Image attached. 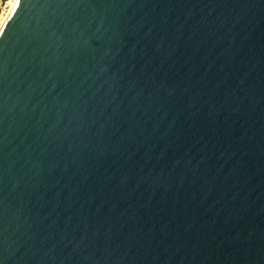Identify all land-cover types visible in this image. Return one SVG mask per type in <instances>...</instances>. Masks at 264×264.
Masks as SVG:
<instances>
[{
    "label": "water",
    "instance_id": "water-1",
    "mask_svg": "<svg viewBox=\"0 0 264 264\" xmlns=\"http://www.w3.org/2000/svg\"><path fill=\"white\" fill-rule=\"evenodd\" d=\"M0 264H264V0H16Z\"/></svg>",
    "mask_w": 264,
    "mask_h": 264
},
{
    "label": "rangeland",
    "instance_id": "rangeland-1",
    "mask_svg": "<svg viewBox=\"0 0 264 264\" xmlns=\"http://www.w3.org/2000/svg\"><path fill=\"white\" fill-rule=\"evenodd\" d=\"M10 1L11 0H0V25L5 15L8 14L10 9Z\"/></svg>",
    "mask_w": 264,
    "mask_h": 264
},
{
    "label": "bare ground",
    "instance_id": "bare-ground-1",
    "mask_svg": "<svg viewBox=\"0 0 264 264\" xmlns=\"http://www.w3.org/2000/svg\"><path fill=\"white\" fill-rule=\"evenodd\" d=\"M15 1H16V0H11V1H10V9L13 7ZM10 9H9V11H10ZM9 11H8V12H9ZM6 16H7V15H5V17L3 18L2 22L5 20ZM2 22H1V24H2Z\"/></svg>",
    "mask_w": 264,
    "mask_h": 264
}]
</instances>
